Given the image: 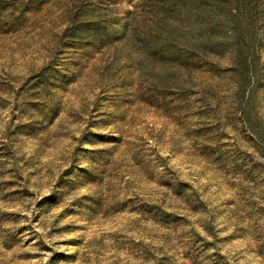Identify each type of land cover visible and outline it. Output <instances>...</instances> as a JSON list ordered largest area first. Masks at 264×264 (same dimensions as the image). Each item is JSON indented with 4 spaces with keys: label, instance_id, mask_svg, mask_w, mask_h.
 I'll return each instance as SVG.
<instances>
[{
    "label": "rangeland",
    "instance_id": "rangeland-1",
    "mask_svg": "<svg viewBox=\"0 0 264 264\" xmlns=\"http://www.w3.org/2000/svg\"><path fill=\"white\" fill-rule=\"evenodd\" d=\"M91 2L0 0V264H264V0L249 74L170 83Z\"/></svg>",
    "mask_w": 264,
    "mask_h": 264
},
{
    "label": "trees",
    "instance_id": "trees-1",
    "mask_svg": "<svg viewBox=\"0 0 264 264\" xmlns=\"http://www.w3.org/2000/svg\"><path fill=\"white\" fill-rule=\"evenodd\" d=\"M91 3L83 9L94 17L78 22V34L130 38L170 74L166 83L175 80L174 73L208 65L225 52L245 75L252 71L250 44L262 21V0H137L124 16L112 14L108 4Z\"/></svg>",
    "mask_w": 264,
    "mask_h": 264
}]
</instances>
